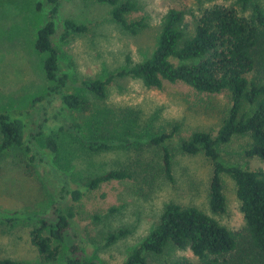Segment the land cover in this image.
I'll list each match as a JSON object with an SVG mask.
<instances>
[{
  "label": "rangeland",
  "instance_id": "obj_1",
  "mask_svg": "<svg viewBox=\"0 0 264 264\" xmlns=\"http://www.w3.org/2000/svg\"><path fill=\"white\" fill-rule=\"evenodd\" d=\"M40 1L44 3L38 8ZM136 1L140 9L132 16H145L148 26L138 34H131L111 18V6L106 3L60 0L58 31L62 19L67 17L90 25L89 32L74 35L66 42L54 36L60 50L61 68L69 72L75 84L87 77L104 78L127 66L128 55L133 62L149 57L157 46L167 10L197 8L196 0ZM49 10L45 0L0 1V111L25 120L31 117L33 131L40 124L41 114L39 105L35 108L31 105L49 86L44 71L47 53L35 46L39 28L48 21ZM71 91L89 96L92 108L64 111L62 118L68 126L74 123L79 126L55 132L59 144L57 156L43 151L46 132L33 140L41 154L32 169L27 165L29 154L22 147L11 148L0 156L1 208L44 211L59 198L62 184L83 185L91 176L125 165L141 170L135 179L113 180L86 191L79 202L63 200L65 211L72 208L75 215L71 218L73 228L67 235L62 256L71 245L79 243L87 258L98 264H124L159 221L169 201L194 204L211 213L208 193L213 166L210 160L202 153L183 155L175 148L174 181L171 182L161 173V148L149 140L156 133L170 131L176 122L181 124L176 139L190 135L195 129H217L231 105L227 94L198 93L182 82H165L161 88L147 87L132 77L112 82L104 100L94 98L78 85H72ZM103 134L114 139L115 146L106 151L91 150L88 139ZM249 141L248 136H236L221 146L226 163L264 167L260 159L245 155ZM223 178L226 211L214 216L240 234L239 246L229 264L246 262L256 254L246 234L235 181L228 174ZM113 206L119 209L107 213ZM95 214L100 219H95ZM33 226L34 221L10 226L0 219V258L12 257L36 264L38 253L30 234ZM119 227L130 232L106 244L105 235ZM180 257L200 263L189 249L168 247L161 254H150L148 264H170Z\"/></svg>",
  "mask_w": 264,
  "mask_h": 264
},
{
  "label": "trees",
  "instance_id": "obj_2",
  "mask_svg": "<svg viewBox=\"0 0 264 264\" xmlns=\"http://www.w3.org/2000/svg\"><path fill=\"white\" fill-rule=\"evenodd\" d=\"M45 1L50 5L48 21L39 28L35 46L38 51L47 53L44 71L49 86L31 105L40 106L41 121L33 131L31 117L25 120L0 111V156L11 148L22 147L29 154L27 165L32 169L41 154L33 140L44 132L47 136L43 151L57 156L59 144L55 132L79 126L77 123L68 126L62 118L64 111L92 108L91 98L71 91L72 85L84 88L99 100L107 97L112 82L123 77L139 79L147 87L161 88L165 82H182L198 93H225L231 105L217 129H195L190 135L176 139L181 128L176 122L170 131L156 133L149 140L161 148V173L171 182L174 181L175 148L183 155L202 153L210 160L213 166L208 193L211 213L194 204L169 201L159 221L124 264H148L150 254H161L168 247L189 249L200 259V263H196L180 257L170 264H229L239 246L240 234L214 216L226 211L225 174L235 181L246 234L256 254L255 258L236 264H264V167L226 163L221 152V146L234 137L248 136L245 155L264 162V0H196V9L171 7L163 17L157 46L149 57L133 62L128 55L127 66L104 78H83L77 84L71 80L69 72L61 68L60 50L54 36L66 42L74 35L89 32L90 25L67 17L62 19L58 31L60 0ZM96 1L110 5L111 18L131 34H138L148 26L145 16H132L140 9L136 0ZM43 3L40 1L38 8ZM87 144L91 150L100 152L112 149L115 140L103 134L88 139ZM139 174L141 170L125 165L91 176L83 185L65 183L60 187L59 198L46 210L22 212L0 207V219L10 226L34 221L30 234L38 253L36 264H98L87 258L79 243L71 245L62 256L67 235L73 228L71 218L75 215L72 208L65 211L63 200L79 202L88 190L113 180L135 179ZM118 209L113 206L107 213ZM100 217L94 215L95 219ZM129 232L123 227L111 230L105 235V243L112 244ZM0 264L32 263L1 257Z\"/></svg>",
  "mask_w": 264,
  "mask_h": 264
}]
</instances>
